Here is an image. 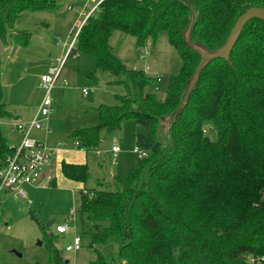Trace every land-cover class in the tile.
I'll use <instances>...</instances> for the list:
<instances>
[{
	"label": "trees",
	"instance_id": "1",
	"mask_svg": "<svg viewBox=\"0 0 264 264\" xmlns=\"http://www.w3.org/2000/svg\"><path fill=\"white\" fill-rule=\"evenodd\" d=\"M249 7H264V0H104L80 27L67 57L93 55L124 94H115L113 105L92 107L98 123L73 130L75 146L93 150L101 132L120 130L126 121L145 127L135 144L148 155L126 178L106 183L112 190L79 195L81 233L95 250L117 238L118 264H250L249 257L264 254V20L245 24L229 61L203 66L182 104L200 60L185 42L190 25L195 47L216 49ZM56 8V0H0V38L25 46L30 33L14 29L22 13ZM114 30L133 36L137 46L166 32L181 67L168 78L163 99L146 92L151 76L115 55L108 42ZM9 115L0 84V117ZM207 129L215 131L214 140ZM10 151L0 131V166ZM61 170L83 183L90 177L85 164L63 162ZM31 218L47 244L46 264H68L54 243L57 234ZM93 264L107 263L99 255Z\"/></svg>",
	"mask_w": 264,
	"mask_h": 264
},
{
	"label": "rangeland",
	"instance_id": "2",
	"mask_svg": "<svg viewBox=\"0 0 264 264\" xmlns=\"http://www.w3.org/2000/svg\"><path fill=\"white\" fill-rule=\"evenodd\" d=\"M56 3L54 11L22 13L14 29L30 33L25 46L16 45L10 39L4 42L0 38V84L3 101L10 114L0 117V131L10 146L17 140L10 131L11 122L14 118L25 120L32 117V111L39 106L42 98L40 76L58 66L57 58H64V63L60 77L51 91L52 110L44 123L48 129L44 130L49 131V137L61 134L62 144L72 143L68 136L73 130L98 123L97 114L92 107L99 103L113 105L116 103L114 95L124 94L122 85L110 82L116 77L97 68L93 55L72 52L67 57L66 43L70 41L78 25L76 23L82 18L81 12L76 8L82 7L84 0H56ZM69 5L72 7L70 10L67 9ZM108 42L126 67L143 70L152 77V83L148 85L146 92H152L157 99H163L168 78L177 74L181 67L180 56L170 45L166 32H160L156 41L147 38L143 45L137 46L133 36L114 30ZM146 53V58H139ZM86 72H93L95 78L85 76ZM61 81H66V85L61 86ZM137 131L144 132L145 127L126 121L120 130L109 134L101 132L103 139L99 148L90 153V156L96 157V161H89L92 178L102 176L106 181H111L116 176L126 178L128 171L137 165L136 155L132 153L136 146L134 135ZM35 133L34 136L37 135ZM205 134L212 140L216 138L214 130L207 129ZM160 137L163 142L167 139L165 123L161 125ZM112 145H117L121 150L116 156L110 152ZM97 163L102 165L101 172L96 167ZM103 185L97 186L91 180L84 190L89 193L92 189L114 188L111 184ZM27 193V199H21L14 193L0 196V264H46L47 244L31 215L34 214L42 225L56 234L55 225L65 223L68 212L72 209L75 210L74 222L70 223L66 233L57 234L54 242L61 250L64 260L68 264H93L100 255L107 264H118L117 238L109 239L95 250L89 244V237L81 233L77 212L79 191L73 197L62 189L52 188L27 189ZM262 199L264 200V189ZM74 235L81 239L80 249L65 251V245Z\"/></svg>",
	"mask_w": 264,
	"mask_h": 264
},
{
	"label": "built area",
	"instance_id": "3",
	"mask_svg": "<svg viewBox=\"0 0 264 264\" xmlns=\"http://www.w3.org/2000/svg\"><path fill=\"white\" fill-rule=\"evenodd\" d=\"M104 0H84L82 7L76 8L82 14V18L76 23L77 27L70 37V41L66 43L68 51L76 42V36L80 27L86 19L99 9L100 4ZM68 9H71L69 6ZM148 53L139 56L140 59L146 58ZM58 60V66L50 68L49 72L40 76V88L42 90V98L33 116L29 119H16L10 124V131L18 136L16 143L10 146V153L4 159L0 166V196L2 194L14 193L21 199H27V186L38 185L42 179L49 183L52 176L47 172L51 158L55 149L48 146L43 140L34 136V133L41 129H48L44 123L47 121L51 112L52 100L51 91L60 77L61 68L64 58ZM160 81V79H157ZM61 86L66 85V81H61ZM85 93V90H82ZM76 145V143H74ZM120 151L117 145L111 147L113 156ZM133 153L138 159L146 157L148 154L139 146L133 148ZM1 202V201H0ZM69 216L65 223L57 224L54 227L55 233L63 235L68 230L70 223L74 222L75 210H69ZM81 247V239L78 235H74L72 240L65 245V251L79 250ZM250 264L264 262V254L258 257H249Z\"/></svg>",
	"mask_w": 264,
	"mask_h": 264
},
{
	"label": "crops",
	"instance_id": "4",
	"mask_svg": "<svg viewBox=\"0 0 264 264\" xmlns=\"http://www.w3.org/2000/svg\"><path fill=\"white\" fill-rule=\"evenodd\" d=\"M68 7H67V9H68ZM68 10H70V9H68ZM99 104H102V103H99ZM51 108H52V106H51ZM36 109L37 108L35 107V109L33 110L34 112L32 111V113H31V116H33V114L35 113ZM81 110H84V109L81 108ZM82 112H84V111H82ZM41 132H45L46 134H42ZM48 132L49 131L41 129V130H38V132L36 131L37 135H35V136H36V138H38L40 140H43L48 146H50V147L55 149V152H54V154H53V156L51 158L50 165H49V167L47 169V172L52 176V180L53 181L51 183H46L45 180L42 179L40 181V183H38V185L36 184V185H32V186H27L28 190L29 189H37V188L38 189L52 188L54 190L62 189L63 191H66L67 193L71 194L72 197H73V195L77 191L81 192L85 188H88V183L91 180H93L96 183L97 186H102L103 184L106 185V183H110L111 181L114 180L113 179L111 181H108V180L106 181L102 176H99V177H96V178H92V176H91L92 175L91 174V168H90L91 165L89 164V161H90V159H94L95 160L96 157L95 156H90V153L92 151H97L99 146L97 148L93 149V150H85V149L78 148V147L75 146V144H74L75 142L70 136H68V137H70L69 140L72 143H70V144L69 143L68 144L67 143L62 144L61 134L60 135L54 134L53 137H49L48 134H47ZM137 132H140V131H137ZM12 134L14 135V137H16V139L18 138V136L16 134H14V133H12ZM102 139L103 138H101V140ZM135 140H136V138H135V135H134V141ZM112 146H114V145H112ZM111 147H110V152H111ZM132 153H133V151H132ZM112 155H113V153H112ZM136 158H137V156H136ZM137 161H138V158H137ZM63 162L69 163V164H85L87 166V168H88L89 175H90V178H89L88 182L87 183H83V182H80V181H75V180H71V179L66 178L63 175L62 170H61V164ZM97 162H99V161H97ZM96 167L101 172L102 165L100 166V164L97 163ZM79 195H80V193H79ZM79 201H80V199H79Z\"/></svg>",
	"mask_w": 264,
	"mask_h": 264
},
{
	"label": "water",
	"instance_id": "5",
	"mask_svg": "<svg viewBox=\"0 0 264 264\" xmlns=\"http://www.w3.org/2000/svg\"><path fill=\"white\" fill-rule=\"evenodd\" d=\"M253 18H258V19L264 20V7H249V8H247L235 20L234 25L230 29L229 35L226 38L224 44L221 47L216 48V49H212V50L207 49L206 47H204L203 45H201L199 43H197L198 47L194 46V44L191 41V33H192L193 25H190L188 33H187L186 38H185V42L189 48L194 49L198 52V54L200 55V60H199L197 66L195 68V72H194L195 79L192 82V85H191L187 95L185 96L182 104L188 100L191 90L194 88V86L197 83L199 73L206 63L213 61L215 59H223L224 61L230 60V53H231L235 43L237 42L242 29L244 28L245 24ZM97 248L99 249L100 245H97Z\"/></svg>",
	"mask_w": 264,
	"mask_h": 264
}]
</instances>
